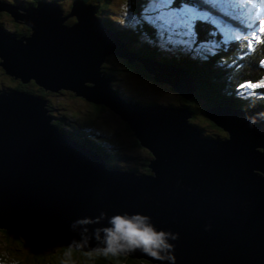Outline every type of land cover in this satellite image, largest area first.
<instances>
[{"label":"water","instance_id":"water-1","mask_svg":"<svg viewBox=\"0 0 264 264\" xmlns=\"http://www.w3.org/2000/svg\"><path fill=\"white\" fill-rule=\"evenodd\" d=\"M96 7L97 0H71L63 13L54 1L19 8L0 0V10L29 29L17 36L0 25V66L21 83L70 89L108 105L149 150L148 171L106 166L59 130L43 95L6 86L0 89V228L163 264H264V114L207 107L203 114L226 132L213 137L188 120L183 104L122 100L99 68L108 51L141 60L184 98L195 86L184 68L129 51L126 34L95 16ZM68 15L75 20L65 23ZM129 226L155 242L129 235ZM161 233L164 243L155 239Z\"/></svg>","mask_w":264,"mask_h":264},{"label":"trees","instance_id":"trees-1","mask_svg":"<svg viewBox=\"0 0 264 264\" xmlns=\"http://www.w3.org/2000/svg\"><path fill=\"white\" fill-rule=\"evenodd\" d=\"M3 1L13 2L21 7L35 4L37 1L42 0ZM51 1L59 3L58 0ZM97 1V17L105 18L111 22L119 20L118 16L110 15V13L101 15V13L106 11L109 7V0ZM147 1L148 0H134L132 2L134 8L136 9L138 7L140 11H134L133 13L130 9L128 11L134 14V20L129 24L130 28L122 30L126 34V43L130 46L131 50L141 57L155 59L163 63L184 68L189 73L195 86L193 93L187 98L181 96L177 98V102L167 101L159 103L172 105L183 104L190 110L191 116L196 112L201 114L204 108L213 105L254 109L251 105L241 103L233 98L228 94V89L238 86L242 79H248L254 76L255 69L264 66V43L259 42L252 52L244 56L238 55L240 52L239 49L242 47L240 43L233 44L227 51L218 50L215 43L209 42V39L205 36L206 25L204 23H199L198 27L186 26V28L178 29L179 31L186 30L187 36L184 38L174 36L169 40L171 33L166 30V27L162 28L163 22L160 20V17L165 14L164 11L170 10V5L158 3L157 9L152 11L149 18L145 12ZM67 11L68 10H65V12ZM0 25L3 26L1 23ZM6 27L11 33L17 36L26 34L29 31L26 26L20 27L15 23H13L12 26ZM126 68L131 71L140 70L134 64H129ZM0 74L6 75L1 66ZM229 75H231V78H229ZM15 87L34 94H41L47 98L45 96L47 93L46 90L33 80H29L25 83L17 81ZM258 91L260 93L258 96L264 95V88H259ZM135 99L138 100L139 98L135 97ZM47 105L50 111L56 115L52 122L59 130L66 133L71 139L94 149L102 157L106 166L110 168H127L136 172L148 171L147 167H144V169H140L135 165L124 167L121 162H119V157L122 154L127 157L128 154L125 152H118L117 150L106 149V146H114L103 137L96 138L95 134L86 137L84 136L86 131H84L82 127L79 129H72L71 123L66 124V130L63 129V120L65 118L63 112L54 111L52 109L54 107L49 102ZM256 108L264 113V100L261 99ZM204 116L208 118L206 115ZM189 120L193 122L192 118H189ZM143 165L145 164L143 163ZM47 235L46 233L38 232L33 236L27 233H20L13 228L3 227L0 228V240L3 242L4 248L0 250L3 254L15 261V264H63V262L69 261V263H71L76 260L87 264H129L130 262H134L131 260L133 256H129L127 253H119L114 249L109 252L108 247L100 250H82L63 243L52 235L48 237H50L56 245L50 248L46 247L40 249L39 239L47 237ZM25 241L32 244L30 253L23 250ZM135 259L137 261L136 263L139 264H146L147 261H150L143 256Z\"/></svg>","mask_w":264,"mask_h":264},{"label":"rangeland","instance_id":"rangeland-1","mask_svg":"<svg viewBox=\"0 0 264 264\" xmlns=\"http://www.w3.org/2000/svg\"><path fill=\"white\" fill-rule=\"evenodd\" d=\"M45 1H51V0H45ZM70 1L71 0H58L59 3L57 2L56 3L61 6L63 13H65V10H69L70 8L71 5ZM92 1L94 0H86V2H92ZM133 1L134 0H109L108 1L109 7L106 9V11H103L101 15L110 13V15L118 16L119 20H116L115 22L110 21L112 26L119 30L127 29L125 25L131 24L132 21L134 20V14L132 13L134 11L137 12L140 11L138 7L136 9L134 8V6L132 5ZM3 2H7V1H3ZM157 6L158 3L156 2V0H148L146 2L145 12L148 15V17H150L153 10L157 9ZM22 7L25 6H21L19 8ZM129 9L131 10L132 13L128 12ZM96 11H97V7L94 11L95 16H97ZM74 20H75L74 15H68L64 21L65 23H71ZM0 23L3 24L4 27L12 26L13 23H15L17 26L20 27L25 26L24 24H22V22H14L11 19L10 15L7 13V11L3 9L0 10ZM6 29L8 28L6 27ZM124 46L129 51L134 52L133 50L130 49V46L126 43V40ZM137 55L140 56L139 54ZM151 60H155V59H151ZM129 64L136 65L137 68H139L140 70L138 71L128 70L126 67H128ZM99 68L100 71L102 72L103 77L109 78L107 80V86L119 98H121L126 102L143 106V105L159 103V102H167V101L177 102L176 101L177 98L181 97L179 93L176 90H174L169 83L155 80L153 78V74L144 68L141 60L139 59H137V62H134V60L132 62H129L125 57L116 55L112 51H108V54L101 62ZM5 74L6 75L0 74V84L3 85V86L0 85L1 90L4 89L6 86L15 87V83L18 81L17 79H14L13 77L9 76L7 73ZM229 78H231V75H229ZM261 82H264V80H261ZM46 92L47 93L45 94V96L47 97L46 98L47 104L49 102L54 107L52 108L54 111L63 112L64 114L65 118L63 120V124H64L63 129L67 128L66 124L68 123H71L72 129H79L80 127H82V129L86 131L84 133V136L88 137L95 134L96 138L103 137L107 141L111 142V145L118 148L115 149L114 147L106 146V149L108 150L112 149V150H117L118 152L127 153L128 154L127 157H125V155H121L119 157L120 159L119 162H121V164L124 167L130 165H135L140 169H144V167H146L147 158L150 156V152L146 147L142 146L136 141L132 131L128 128L124 118L119 117V113L114 112L112 109H110L108 105L100 104V102H96V103L89 102L80 95L77 94L74 95V93L70 89H60L56 92L46 90ZM192 93L193 90L191 94ZM135 97H138L139 99L136 100ZM261 99L264 100V95L260 97H253L247 105H251L252 108L254 107L256 108V106L259 104V101ZM203 111L201 114H198L196 112L194 115L189 117L192 118L195 124L197 123L198 125H200L198 126L196 124V126L200 129L201 133L203 135L213 136V137L226 136L225 130L214 124L208 118H206L203 114ZM253 111H259V110H253ZM53 116L54 117L52 118V120L55 118L56 115ZM263 132H264V128H263ZM84 146L87 147L86 145ZM87 148L91 149L90 147ZM121 159L127 161L124 162L121 161ZM143 163L145 165H143ZM33 236H35V234ZM48 236L49 235H47V237H43L39 239L40 249H44L46 247L50 248L51 246L56 245L52 241V239ZM3 248H4V244L0 240V249ZM31 248H32V244L30 242L25 241L23 250L30 253ZM135 258H140V256H133L131 260L134 262H130L129 264H139L136 263L137 261ZM5 263L15 264V261L10 259L9 256L3 254L2 251L0 250V264H5ZM157 263L163 264L162 262H157V261H147L146 264H157ZM25 264H29V263H25ZM63 264H87V263H82L76 260L71 263H69V261L63 262Z\"/></svg>","mask_w":264,"mask_h":264},{"label":"snow or ice","instance_id":"snow-or-ice-1","mask_svg":"<svg viewBox=\"0 0 264 264\" xmlns=\"http://www.w3.org/2000/svg\"><path fill=\"white\" fill-rule=\"evenodd\" d=\"M157 3L162 4H168L170 0H156ZM201 3L205 5V10L208 8H214L217 5H223L224 12L222 17H218V19L223 20V17H228L231 15H235L236 13L233 11V8L240 5L242 3V0H201ZM228 5H231L232 8H229ZM239 15L243 17L242 22L246 23L248 25V30L253 33L252 39L256 40L260 43H264V39H261V37H264V19L260 20L258 23L253 25L251 21V13L246 12L244 9H240ZM160 20L162 23V28L166 27V30L171 33L169 36V40H171L174 36L184 38L187 36V31H179L178 29L186 28V25L190 23V20L188 17L185 16H178L175 13H165L160 17ZM221 27H227V24L222 23ZM256 28L259 29V35L256 34ZM232 39H236L235 36L232 37ZM241 87L246 88H264V82H261L259 84H252L247 83L245 85H242ZM121 227L123 226V221L117 222ZM129 235L133 236H139L141 240H143L144 244H150L154 243V238L150 235H148L146 232H137L134 229L129 226ZM109 252L113 251L112 248L108 249ZM153 256L156 255V253H152Z\"/></svg>","mask_w":264,"mask_h":264},{"label":"clouds","instance_id":"clouds-1","mask_svg":"<svg viewBox=\"0 0 264 264\" xmlns=\"http://www.w3.org/2000/svg\"><path fill=\"white\" fill-rule=\"evenodd\" d=\"M156 241L158 242V243H164V234L163 233H161V234H159L156 238ZM153 253V252H152ZM151 253V254H152ZM155 253V252H154Z\"/></svg>","mask_w":264,"mask_h":264},{"label":"bare ground","instance_id":"bare-ground-1","mask_svg":"<svg viewBox=\"0 0 264 264\" xmlns=\"http://www.w3.org/2000/svg\"><path fill=\"white\" fill-rule=\"evenodd\" d=\"M148 8V7H147ZM149 59V58H148ZM192 80V79H191ZM193 83V82H192ZM194 85V84H193ZM242 109H244V108H242ZM247 110H251V111H253V110H258L257 108H255L254 107V109H247ZM260 111V110H259ZM262 112V111H261Z\"/></svg>","mask_w":264,"mask_h":264}]
</instances>
